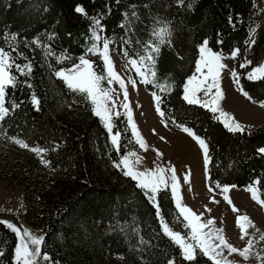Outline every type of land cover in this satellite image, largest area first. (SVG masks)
<instances>
[{"label": "trees", "instance_id": "1", "mask_svg": "<svg viewBox=\"0 0 264 264\" xmlns=\"http://www.w3.org/2000/svg\"><path fill=\"white\" fill-rule=\"evenodd\" d=\"M78 5L87 15L75 11ZM252 6L253 0H183L182 4L180 0H0V47H18L27 59L17 57L16 62L32 64L31 75L17 73V87L7 89L8 99L20 107L0 124V174L8 182L22 184V218L42 227L41 248L51 257V264H168L172 258L175 264H190L163 233L156 208L137 182L115 166V176L102 170L107 155L118 162L127 151L128 127L118 123V153L108 146L106 129L92 114L91 105L54 75L76 63L95 43L92 26L96 18L104 29L100 36L113 40L119 53L126 49L137 59L145 52L143 46L156 39L154 29L166 26L170 30L171 35L165 37L170 43L160 45L155 71L159 83L172 87L159 90L147 84L149 90H159L164 119L191 127L205 139L211 187L219 189L217 183L246 186L259 180L264 200V154L257 151L264 148V128L243 125L244 132H230L211 111L182 99L183 82L194 69L203 38L223 54L238 48L237 59L242 58L252 38ZM122 23L128 27H120ZM12 34L17 39L6 42L5 36ZM251 46L260 49L256 42ZM48 50L55 55H46ZM64 56L70 59L57 63V57ZM88 56L102 72L100 56ZM241 83L251 100L264 101V79L242 75ZM33 93L40 101L39 110L32 103ZM116 119L123 121L122 116ZM11 137L47 151L38 156L13 143ZM42 159L50 163L45 166ZM157 199L169 225L186 232L170 191L160 192ZM16 239L0 223V264H14ZM191 264L212 261L198 252Z\"/></svg>", "mask_w": 264, "mask_h": 264}, {"label": "snow or ice", "instance_id": "2", "mask_svg": "<svg viewBox=\"0 0 264 264\" xmlns=\"http://www.w3.org/2000/svg\"><path fill=\"white\" fill-rule=\"evenodd\" d=\"M117 2H119V0H117ZM180 3L182 4L183 0H180ZM189 7H191V5H189ZM75 11L87 15L82 6L78 5L75 8ZM124 15L127 19L128 14L125 13ZM132 15L135 16V12H133ZM229 22H232L231 17H229ZM120 27L127 28L128 25L122 23ZM103 31L104 29L100 23V19H94L92 38L94 41H101V39H103L102 48L98 46L97 43H93L92 47L87 49L85 54L77 58L78 62L74 63L70 69L54 71V75L60 78L70 91L82 96L84 101L91 105L92 114L104 122L105 128L110 133L111 143L119 153L121 148L119 142L120 133L112 134L113 124L111 122L113 115L117 117L120 115L118 111H114L117 106L116 100L119 99V96L115 99L113 98V93L116 90L112 87V84L115 82L119 85V88L123 92L124 101L128 100V89L124 79L114 70V63L110 57L109 48L111 41H109L107 37L102 38L100 36L99 33ZM170 35L171 32L166 26L154 29L153 36L156 39L147 42L143 46L145 52L144 54L139 55L138 59L130 57L127 50H123L122 54L127 58L128 64L135 69L136 75L140 78L141 83L152 84L157 88H161L156 77L155 61L160 51V45L163 43H170V41L165 39V37ZM16 39L17 37L14 34L5 36L6 42ZM33 43L40 46L39 40H35ZM124 43L127 44L129 41L125 40ZM217 43L222 44L223 41L218 40ZM251 43L254 44L255 41L252 40ZM239 52L240 50L238 48L234 49L230 58L236 59ZM89 54L99 55L101 57L104 64L103 72L98 73L95 70L94 61L86 58ZM46 55L54 56L55 53L48 50L46 51ZM17 57L27 59V57L19 51L18 47H14L11 44H9L7 50L0 47V124H2L7 117L13 115L20 107V104L16 103L15 100L8 99L7 89L16 88L19 83V76H30L32 72V64L30 62L23 65L18 64L16 62ZM63 59H70V57H57V63L63 62ZM223 59H225L223 53L214 51L209 47L208 39H205L202 45L199 46V58L196 62L195 73L187 78L183 85L182 99L189 105H199L200 107H204L211 111L214 114V118L220 120L230 132H244L246 130L245 126L235 121V118L226 111H223L218 104V101L223 98L222 89L220 87L221 73L227 69V65L222 63ZM250 65L251 61L245 60L244 63L240 64V67L246 68ZM229 71L233 78V83L239 87V74L235 70ZM247 78L250 80L264 79V64L253 68V70L248 73ZM128 83H131L133 87L136 86V80H130ZM25 85L28 88L32 87V85L27 82H25ZM171 87L172 85L168 83L161 88V90L170 89ZM240 90L242 94L247 96V93L244 92L243 88ZM201 93L203 94V98L200 96ZM153 99L157 114L163 117L165 113L160 107L163 102L162 98L156 93H153ZM32 103L36 110H39L40 101L34 93L32 95ZM120 106L129 109L128 103H122ZM261 106L264 107V104H261ZM217 113L218 115H216ZM127 118L131 125L133 136L137 138V143L141 148L147 150L145 142L143 141V138L139 136L137 127L132 120L130 110L127 112ZM163 122L164 121L162 120V123ZM172 122L176 123L174 119ZM165 126H167L166 123ZM177 126L192 137L201 148L207 172L209 155L206 141L190 128L180 124H177ZM10 139L13 143L35 152L38 156H40L42 152L47 151L46 149H41L39 147H30L27 143L16 137H11ZM257 151L260 154H264V148H260ZM133 156H135V159H130ZM41 162L45 164V166L50 163L43 159ZM139 163L140 157L136 156L134 152H129L121 157L119 163L114 162V166L120 169L123 172V175L136 181L137 187L144 191L145 197L157 209V217L159 218L163 233L180 249V255L183 260L190 262L191 264V262L196 261L197 253L199 252L212 261V264H221V259H218V257H223L225 249L228 250L229 254L239 252V254L245 259L248 258L249 248L240 251L230 245L223 236L222 229L210 227L214 225L213 219L201 222V216H198L192 211V209L182 203V197L179 194V178L174 166H157L155 169H145L141 171L136 167ZM189 175L190 173L185 174L184 183L190 182ZM259 183V180L254 181L253 185L247 186L245 190L251 192L253 200L264 206V200L258 198L257 189L254 187L255 184ZM231 187L235 186H221L218 183L216 184V188L221 189L222 193H227ZM168 190L171 191L175 206L179 210V216H182L183 220L187 222L183 225L185 229L189 230L187 234L175 231L161 215L160 205L157 199L158 194L162 191ZM212 190L213 189L211 188L209 189V191ZM224 199L231 204V200L227 195L224 196ZM233 211L238 210L233 207ZM0 223L5 224L17 236L18 242L14 249L13 257L14 264H40V261H51V257L47 253H42L41 245L44 240L43 236L37 237L31 234L28 230H24L23 233H21L20 229L9 221H0ZM237 226L241 229V239L247 235L246 229L248 227H254L249 217L246 215L237 218ZM205 229L208 230L205 231ZM261 239H264V237H261ZM249 244H251V241H249ZM2 255L3 252L0 251V256ZM53 264H55V262H53ZM168 264H175V258L170 259Z\"/></svg>", "mask_w": 264, "mask_h": 264}, {"label": "rangeland", "instance_id": "3", "mask_svg": "<svg viewBox=\"0 0 264 264\" xmlns=\"http://www.w3.org/2000/svg\"><path fill=\"white\" fill-rule=\"evenodd\" d=\"M251 14L252 19L249 28L252 38L250 39L249 45H252L251 41L254 40L256 46L258 48L260 47V49L256 51L252 46L248 45L242 58L239 59H237L238 56L236 59H231L230 55L232 52L223 54L225 59L222 60V63L227 65V69L221 73L220 87L222 89L223 98L218 101V104L223 111L233 116L235 121L239 122L241 125L264 128V107L261 106V104H264V101H253L248 95L245 96L242 94L240 90L243 88L241 76L244 75L247 77L248 73H250L253 68L264 64V0H253ZM258 36H260V39L257 40ZM205 39L207 38H203L198 44V55L194 62V69L185 77L183 85L186 79L195 73L196 62L199 58V46L202 45ZM109 41H111L109 48L110 57L114 63V70L124 79L128 89V100L124 101L123 92L119 88V85L115 82L112 84V87L116 90L113 93V98L115 99L119 96V99L116 100L117 106L114 111H118L120 113L119 116L123 117L122 121V119L117 120V116L113 115L111 121L113 124L112 134L120 133L121 137V132L118 127V123L120 122L126 125L129 130V136L125 140L127 151L123 155L134 152L136 156H139L140 163L136 167L141 171L145 169H155L157 166H174L179 178V194L182 197V203L192 209L198 216H201V222L213 219L214 225L210 227L222 229V234L230 245L240 251L249 248L247 259L241 256L239 252L229 254L228 250L225 249L223 257H218V259H221V264H264V239H261V237H264V206L253 200L251 192L245 190L247 186L253 185V182L257 180H254L246 186L224 184L222 186H235L231 187L227 193H222L221 189H214L211 187L208 181V170L206 172L205 168L204 155L197 142L182 131L180 127L167 122L164 117L157 114L153 93L158 95L159 90L166 84L160 83L161 88H159V90H149L147 84L140 82V78L136 75L135 69L128 64L127 58L116 49L115 42L113 40ZM95 43L102 48L103 40L95 41ZM209 47L211 46L209 45ZM86 58L91 60L89 56ZM245 60L251 61V65L246 68H241L240 64L244 63ZM72 65L60 68L59 70L70 69ZM102 66L103 72V62ZM94 68L97 71L96 66H94ZM229 70H235L239 74V87L233 83V78ZM97 72L101 73L99 71ZM130 80H136L135 87H133L131 83H128ZM200 96L203 98L202 93ZM122 103H128L129 109L121 107L120 105ZM129 110L131 111L132 120L137 127L139 136L143 138L147 150L141 148L137 143V138L133 136L132 128L127 118V112ZM216 115H218V113ZM162 120L164 121L163 123ZM165 123L167 126H165ZM102 125L105 128L104 122H102ZM188 128L193 130L191 127ZM106 132L108 134V146L109 144L113 146L110 133L107 129ZM130 159L134 160L135 156ZM114 162L118 163L120 160L116 162L107 155L103 161L102 170L105 173L108 172L115 176L116 171H114L113 167ZM186 173H190L189 183H184V176ZM2 174L7 176L9 172L4 170ZM254 187L257 189L258 198L261 200L258 185L255 184ZM210 188L213 190L209 191ZM22 189V184L8 182L0 174V217H2L4 221H9L15 225L20 229L21 233H23L24 230H28L37 237L43 236V229L41 226L28 224L22 218ZM225 195L229 197L231 204L224 199ZM172 200L175 206L173 196ZM233 207L238 211H233ZM176 210L179 213L177 208ZM245 215L249 217L254 227H248L246 229L247 235L241 239L242 233L241 229L237 226V218ZM180 217L183 219L182 216ZM184 223L187 222L184 221ZM207 230L208 229H205V231ZM188 231L187 229L186 232H179L187 234ZM249 241H251V244H249ZM17 242L16 239L14 249ZM40 264H51V262L40 261Z\"/></svg>", "mask_w": 264, "mask_h": 264}]
</instances>
